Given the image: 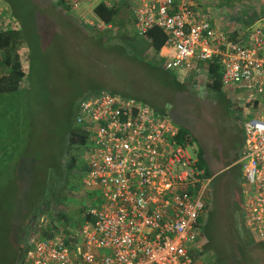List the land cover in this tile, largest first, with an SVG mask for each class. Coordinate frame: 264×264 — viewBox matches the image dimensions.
Instances as JSON below:
<instances>
[{
    "label": "built area",
    "instance_id": "built-area-1",
    "mask_svg": "<svg viewBox=\"0 0 264 264\" xmlns=\"http://www.w3.org/2000/svg\"><path fill=\"white\" fill-rule=\"evenodd\" d=\"M69 1L75 9L78 0ZM84 1L127 7L140 37L161 30L165 70L194 76L214 62L223 85L244 91L258 114L243 124L239 163L250 187L242 214L246 228L264 240V16L259 25L221 31L206 17L205 0ZM18 29L0 0V33ZM74 122L86 135L83 184L97 197L77 226L31 240L25 264H203L196 255L212 177L195 145L178 139L179 127L152 106L107 91L80 101Z\"/></svg>",
    "mask_w": 264,
    "mask_h": 264
},
{
    "label": "rangeland",
    "instance_id": "rangeland-1",
    "mask_svg": "<svg viewBox=\"0 0 264 264\" xmlns=\"http://www.w3.org/2000/svg\"><path fill=\"white\" fill-rule=\"evenodd\" d=\"M10 1L20 13L19 27L24 28L25 41L20 52L22 57L25 55L27 74L18 92L7 94L5 99L18 107L26 134L17 140L14 164L8 167L0 163V223H4V227L19 223L21 215L39 203L37 190L47 183L48 166L58 164L69 151L67 131L70 125L76 126L78 104L89 96L107 91L167 114L175 126L195 136L196 149H202L207 157L212 177L207 220L210 241L201 235V248L208 242L209 246L198 261L264 264V248L249 239L242 240L244 238L233 231V216L239 211L242 214L243 190L250 187L239 163L244 148L243 124L258 114L244 91L232 85L220 91L206 90L205 71L194 77L184 76L195 80L191 86L180 81L176 73L160 67L163 61L149 59L152 52L144 53L149 60L134 56L128 43L116 39V34H123L121 29H112V41L100 39L99 32L112 27L98 28L89 24L91 27H86L89 20L99 19L93 13L94 3L78 0L77 7L65 13L46 0ZM204 4L206 17L221 31L262 23L255 0H205ZM133 32L134 29L129 28L127 34ZM3 97L0 98L3 100ZM13 150L11 146L8 153ZM69 154L80 158L81 149L71 148ZM82 158L76 166H80ZM83 173L78 169L68 173L71 184L66 186L69 197L64 201L68 206L64 208L68 220L62 229L77 226L84 212L95 202L93 196L97 197L86 191ZM18 214L20 219H17ZM49 218L51 215L46 212L37 214L31 225L38 226ZM10 228H5L10 235L6 247L0 246V264L9 263L11 249L15 247L16 231L13 226ZM36 235L31 231L27 235L28 242Z\"/></svg>",
    "mask_w": 264,
    "mask_h": 264
},
{
    "label": "trees",
    "instance_id": "trees-1",
    "mask_svg": "<svg viewBox=\"0 0 264 264\" xmlns=\"http://www.w3.org/2000/svg\"><path fill=\"white\" fill-rule=\"evenodd\" d=\"M46 1L54 5V7L61 9L65 13L68 11H72L71 2L69 0ZM12 6L13 8H10L11 12L18 18L19 21H21L20 13L18 12V10L15 9L14 5ZM257 11L259 14L264 16V8L262 6L258 7ZM93 13L97 18L104 22L105 25H110V27H112L111 29L106 27L105 30H101L99 32L100 35H98V37L100 36V39L102 38L103 40L107 39L112 41L114 39V33L111 32L113 30L115 31L116 29H121L123 34H116V39L118 41L124 40L125 43H128L130 51L133 53L134 56H138L142 61L157 58L160 63H162V59H160L159 57V50L162 47V44L164 43L165 35L161 30L154 28L150 30L144 37H139L134 32L132 35L131 33L127 34L129 28H133V22L132 16L128 11V8L125 6L113 4L111 7H106L103 4H99L93 8ZM86 27L91 26L86 25ZM233 32H235V30ZM24 41L25 34L23 27L18 30H9L0 33V97H3L4 95L3 100L0 98V152L2 153V155H0V163H3V166L7 165L8 167H11L14 164L13 158L14 152L17 149L18 138L20 136L23 138L24 134H26L25 127L22 121L23 116L20 114L18 107H16L14 103L11 104L7 102L5 99L7 94H16V92H18L27 74L26 67L24 64L25 55H23L22 57L20 52V47L22 46ZM148 51L152 52V55L151 58L146 59L144 53L146 54ZM160 67L163 68L162 64ZM204 86L206 90L215 91H220L224 88V85L222 83L221 68L214 62H210L206 69ZM10 102L12 101L10 100ZM253 105H255V103H253ZM22 138L20 139V141L23 143ZM178 139L182 143H195V136L180 127ZM67 143L69 151L66 152V155H64L62 159L59 160L58 164H52L48 166V174L46 179L47 183L45 185H40L39 189L37 190L38 195L40 197L39 203L31 206V211H29L30 207L28 209L26 208L27 210L24 214L21 215V219L19 218L18 214L17 219H20L19 223L12 222V224L7 225L6 227H4V223H0L1 247H3V245L6 247V243L9 239L8 236L10 235V231L6 229H11L10 227L13 226L16 231V243L13 250L11 249L10 255L12 256L8 260V264H25L24 260L26 258V255L31 249V245L27 240V235H29L31 231L37 234V239L46 238L52 236L53 233L57 230L62 229L61 227L67 223V210L64 208L68 206L64 204V201H67L66 198L69 197V190L68 192L66 191V186L69 185V182L71 184V178L68 177V173H71L73 171L75 172L76 169L80 171L85 170L82 162L80 166H76V163H78L81 157L76 159V157L71 156L69 153L71 148L79 147L81 149V147L85 145L86 135L81 131L78 126L70 125L67 131ZM11 146L14 150L10 154L8 153V149H10ZM196 150L198 154L199 165L205 168L206 174L210 177L211 171L208 168V163H206V157L203 150L200 148ZM80 161H82V159ZM64 192L67 193L64 194ZM208 197V203L205 208V223L202 227V235L206 239L209 238L207 220L209 218L211 209L210 195ZM60 204L62 205V208ZM44 212L50 214L51 218H49V220H44V223L39 224L38 226L31 225L32 219L35 218L37 214L40 215ZM237 213L238 214H235L233 216V231L240 234L239 236L241 237V239L244 238L242 240L249 239V242L251 241L252 243H257L258 245L264 248V240L258 239L253 233H251V231L246 230V228L243 226L242 214L240 212ZM12 215L10 217V220L12 219ZM86 216L88 217L87 214H84L85 218ZM84 217H82V220L79 223L83 221ZM208 241L210 240L208 239ZM208 246L209 242L204 247H202L200 251H197L196 258H198V260L201 255L208 251ZM237 255L239 254H234L235 257ZM220 261L221 262H219L218 264L238 263L233 260H230L229 262H227L226 260ZM239 261L243 263V260L241 261L240 259ZM203 264L215 263L208 262Z\"/></svg>",
    "mask_w": 264,
    "mask_h": 264
},
{
    "label": "crops",
    "instance_id": "crops-1",
    "mask_svg": "<svg viewBox=\"0 0 264 264\" xmlns=\"http://www.w3.org/2000/svg\"><path fill=\"white\" fill-rule=\"evenodd\" d=\"M160 51V50H159ZM208 65H209V63H204V64H202L201 66H202V68L203 69H205V72H206V69H207V67H208ZM176 76L177 77H179L180 78V81H182V82H185V83H187V84H190V86L191 85H193V82L195 81V80H193L192 78H190V77H184V75H182L181 73L180 74H176ZM194 77V76H193ZM204 78H205V74H204ZM199 79V78H198ZM195 83V82H194ZM225 86V85H224ZM206 89V88H205ZM206 157V156H205ZM207 158V157H206ZM210 170V169H209ZM217 172H219V171H215L214 173H217ZM240 212V211H239Z\"/></svg>",
    "mask_w": 264,
    "mask_h": 264
},
{
    "label": "flooded vegetation",
    "instance_id": "flooded-vegetation-1",
    "mask_svg": "<svg viewBox=\"0 0 264 264\" xmlns=\"http://www.w3.org/2000/svg\"><path fill=\"white\" fill-rule=\"evenodd\" d=\"M4 2L7 4V6H9L10 8H13V6H12L13 4L11 3L10 0H4Z\"/></svg>",
    "mask_w": 264,
    "mask_h": 264
},
{
    "label": "clouds",
    "instance_id": "clouds-1",
    "mask_svg": "<svg viewBox=\"0 0 264 264\" xmlns=\"http://www.w3.org/2000/svg\"><path fill=\"white\" fill-rule=\"evenodd\" d=\"M10 8V7H9ZM134 28V27H133ZM135 31V30H134ZM140 37V36H139ZM160 57V56H159ZM160 59H162L161 57H160ZM162 61H163V59H162ZM163 67V66H162ZM164 69V68H163ZM165 70V69H164ZM167 71V70H166ZM168 72H171V71H168ZM245 225V224H244ZM245 228H246V226H245ZM247 229V228H246ZM248 230V229H247Z\"/></svg>",
    "mask_w": 264,
    "mask_h": 264
}]
</instances>
